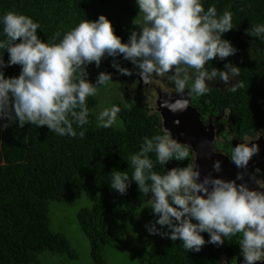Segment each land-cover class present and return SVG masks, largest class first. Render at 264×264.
Wrapping results in <instances>:
<instances>
[{"label":"clouds","instance_id":"9594fccd","mask_svg":"<svg viewBox=\"0 0 264 264\" xmlns=\"http://www.w3.org/2000/svg\"><path fill=\"white\" fill-rule=\"evenodd\" d=\"M135 4L140 19L134 18L136 27L124 42L103 14L95 20L83 19L47 42L38 36L41 25L31 17L14 11L0 14V129L29 123L47 126L61 137L84 139L85 125L91 123L87 100L112 81L110 73L100 72L91 82L87 67L99 68L105 56L129 61L131 70L115 59L112 67L126 76L136 71L144 84L152 83L154 77L166 79L172 87L160 106L172 113L187 110L192 96L209 93V82L222 81L231 93L243 87L236 79L240 68L233 63H225L224 70L205 68L211 60H224L237 52L223 38L235 27L230 11L218 13L215 5L205 10L203 0H135ZM245 31L264 40V23ZM4 50L9 54L7 63ZM11 65L20 66L18 76H5L3 69ZM120 111L115 104L102 109L96 115V127H113ZM258 152L255 143H239L230 159L237 168L246 169ZM188 156L169 130L146 136L139 151L126 160L131 175L112 171L109 185L123 195L134 181L148 197L147 205L156 216L155 222L145 226L150 235L182 241L186 251L195 252L206 243L220 246L239 235L242 264L264 262V189L255 176L250 179L258 187L250 188L236 182L243 179L242 173L232 180L211 174L201 178L197 164L192 163L165 170L170 160L183 161ZM156 164L162 166V173L154 170ZM213 169L220 172L221 161H215ZM203 233L208 234L207 241Z\"/></svg>","mask_w":264,"mask_h":264},{"label":"trees","instance_id":"16d2710c","mask_svg":"<svg viewBox=\"0 0 264 264\" xmlns=\"http://www.w3.org/2000/svg\"><path fill=\"white\" fill-rule=\"evenodd\" d=\"M203 5L205 10L215 5L218 13L233 14L235 27L224 33L223 38L237 49L235 55L224 60L213 59L205 68L224 70L225 63L231 62L240 68L236 79L243 87L235 93L212 87L199 98L204 109L212 112L228 106L238 136L251 134L264 126V40L250 37L245 30L253 24L264 23V0H203ZM7 11L27 15L38 22L41 28L37 34L46 42L83 19L95 20L103 14L124 42L136 27L133 24L127 30L125 21L139 10L135 0H0V14ZM3 58L7 63V50ZM113 59L121 67L133 69L122 56H105L99 68L88 65V79L91 81L94 70L110 73L112 78H126L112 67ZM20 70L19 65L3 69L6 77L18 76ZM96 104L95 97L88 98L91 123L85 125L84 139L61 137L50 132L47 126L37 128L29 123L0 129V264H44L54 253H66L74 259L69 240L51 228L48 208L50 202L69 203L83 194L98 201L80 209L77 221L89 240L92 261L104 264L106 242L122 237L106 222V215L125 208L124 222H132L133 214L146 203L147 197L139 192L134 181L123 195L109 183L112 171H127L131 175L126 160L139 151L144 137L162 133L159 113L151 115L142 107L119 102L118 117L122 125L97 128L92 110ZM152 159L155 160L154 154ZM188 162L170 160L165 170L183 167ZM154 170L164 171L159 164ZM203 235L207 241L208 234ZM239 239V235L234 236L220 246L206 243L195 252L186 251L182 241L159 238L146 264H218L220 256L231 258L236 253Z\"/></svg>","mask_w":264,"mask_h":264},{"label":"rangeland","instance_id":"374dc122","mask_svg":"<svg viewBox=\"0 0 264 264\" xmlns=\"http://www.w3.org/2000/svg\"><path fill=\"white\" fill-rule=\"evenodd\" d=\"M135 17L136 15L127 17L125 21L127 30H130L131 25L134 24L133 20ZM136 19H140V16H137ZM100 72L102 71L94 70L91 82H95ZM124 79V77L112 78V81L106 86H101L99 88L98 94L94 96L97 99V104L92 109L95 125L96 115L106 107H111L113 104L119 106V102L126 103L127 100L129 102H127V104L138 106L132 100L131 96L126 95L127 89H132L129 86V82L132 81V79ZM159 79L161 78L155 77L151 83V85H154L153 90L155 99L149 101L148 107L151 106V103L153 105L154 102L155 107L158 108L161 100L165 98L167 90L159 88L156 91L155 89L163 84ZM209 84L210 87H213L210 82ZM221 87L225 89V86H220V88ZM153 111H155L154 108L150 110L147 109L146 112L152 115L155 113H153ZM117 125H122V121L119 117L114 126ZM220 135L223 138L222 142H227L229 140L228 135H223L221 133ZM247 141L249 140L246 138L245 142L247 143ZM232 149L228 152L226 151L229 156H231ZM186 160H188V157ZM189 163L193 164V160L189 161ZM97 201V198L90 199L83 194L73 202L49 203L48 216L50 219V226L54 231L62 233L69 240L76 257L71 259L66 253H54L50 256L49 261L46 260L44 264H95L90 256L89 240L78 224L77 212L82 208L93 206ZM125 213V208H117L106 215V222L116 233L122 234V237L106 242V261L104 264H146L148 257L156 250V240L159 238H167L160 235H150L148 233L145 226L155 222L156 216L153 214L151 208L148 207L147 201L133 214L132 222H124ZM157 228H161V226L157 225ZM164 230V228H161V231Z\"/></svg>","mask_w":264,"mask_h":264},{"label":"water","instance_id":"95a60500","mask_svg":"<svg viewBox=\"0 0 264 264\" xmlns=\"http://www.w3.org/2000/svg\"><path fill=\"white\" fill-rule=\"evenodd\" d=\"M166 97L167 94L165 95ZM158 111L161 115L162 128L169 130L181 146L189 151V161L193 160V164H197L201 178L211 174L214 177L232 180L236 178L238 173H242L243 179L237 180L238 184L246 183L250 188L258 187L255 181L250 179V176L255 169L264 173V160L261 157V154L264 153L263 136L250 142L259 146V154L254 155L249 160L246 169L237 168L229 157L216 151L213 142L214 127L210 124H204L200 120V115L194 106L190 105L187 110L177 113H172L168 109L159 106ZM175 120L180 121L179 125L174 123ZM243 143L246 142L244 141ZM217 160L221 161L220 172H215L213 169V164ZM260 264H264V262Z\"/></svg>","mask_w":264,"mask_h":264},{"label":"flooded vegetation","instance_id":"af4514ba","mask_svg":"<svg viewBox=\"0 0 264 264\" xmlns=\"http://www.w3.org/2000/svg\"><path fill=\"white\" fill-rule=\"evenodd\" d=\"M125 79H132V81L129 82V86L132 89H130V90L127 89L126 95L131 96L132 100L136 103V105L144 108L145 111H147V109L150 110V109L154 108L155 111H153V113L154 112L159 113L158 108H156L154 105V102H153V105L151 103V106L148 107L149 101H152L153 99H155L154 90H153L154 85H151V83L144 84L136 71H133V75L127 76ZM159 80H161L163 84H161V86H159V87H156L155 88L156 91L159 88L167 90V91H169L171 89L172 86L167 82L166 79L161 78ZM210 83L215 88L224 89V87L220 88V86H224L222 81L217 80V81H212ZM210 88H212V87H210ZM124 91H125V89H124ZM193 97H194V99L191 101V105L194 106L196 108V110L198 111V113L200 115V120L204 124H210L212 127H214L213 142H214L216 151L226 155L227 157H229V159H230V156L227 152L230 149H232L233 147H235L237 144L243 143L246 140V138L249 140V141H247V143H248V142L257 140L262 136L264 137V126L258 127L251 134H246V135H243L241 137L238 136V133L235 131V129H233L235 122L232 119L231 111H230L228 106H222L218 112H212L209 108L204 109V106L202 105L203 102H201V98L196 97V96H192V98ZM195 101H198V102H195ZM127 102H128V100H127ZM159 115H160V113H159ZM159 128L161 129V131L164 130L161 126V115H160V126H159ZM220 133L223 135L224 134L228 135L229 140L227 142L226 141L222 142L223 138L221 137ZM224 147L226 150L224 149ZM189 157H190V153L188 156V160H189ZM187 164H189V162ZM252 175L255 176L256 181H258L260 188H264V173L255 169V170H253ZM242 262H243V256L240 254V246L238 247V249L236 250V253H234L231 258L220 256L218 259V264H242ZM260 263H262V261L255 262V264H260Z\"/></svg>","mask_w":264,"mask_h":264},{"label":"bare ground","instance_id":"6f19581e","mask_svg":"<svg viewBox=\"0 0 264 264\" xmlns=\"http://www.w3.org/2000/svg\"><path fill=\"white\" fill-rule=\"evenodd\" d=\"M258 154H259V152H258ZM261 157H262V158H263V160H264V153H262V154H261Z\"/></svg>","mask_w":264,"mask_h":264}]
</instances>
